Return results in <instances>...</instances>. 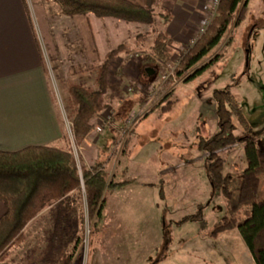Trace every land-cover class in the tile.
Masks as SVG:
<instances>
[{"label": "crops", "instance_id": "0c3cea01", "mask_svg": "<svg viewBox=\"0 0 264 264\" xmlns=\"http://www.w3.org/2000/svg\"><path fill=\"white\" fill-rule=\"evenodd\" d=\"M130 1L140 6L146 2ZM211 1L158 0L153 11L159 9L160 15L165 12L169 15L165 22L160 17L155 33L162 31L168 35V56L185 52L184 44L197 33ZM250 1L247 0V10ZM114 20L117 19L93 15L68 17L60 13L56 4L46 0H0V151L16 152L32 146L67 148V143L61 139L64 125L53 101L47 73H71L76 69L82 74L99 65L126 38L127 27L112 22ZM153 37L148 38L152 41ZM144 72L150 75L146 69ZM149 80L145 85H138L140 99L134 98L140 100L138 106L148 101L142 88L149 85ZM104 100L106 108L92 121L91 132L76 148L77 155L87 168L102 163L108 182L130 183L107 194L98 226L102 221L105 232H118V239L124 245L128 234L133 232L147 241L153 240L158 249L162 246L165 221H179L195 214L199 205H205L202 220L172 225L169 257L162 263L173 260L172 253L178 247L176 233L190 230L193 236L211 237L215 246L227 247L230 260L225 263L212 253L210 261L204 253H199L207 263L255 264L237 229L210 235L225 212L221 200L217 202L222 194L212 195L205 173L207 154L197 147L201 135L208 138L205 130L201 131L199 126L177 131L166 129L157 136L171 137L170 142L163 139L153 146L152 139H142L144 144L130 150L126 148L127 142L134 136L141 140L146 132L135 135L131 131L122 137V126L116 125L114 119L119 118L124 124L126 113H120V106L127 100L119 97L110 85ZM109 109L113 112L112 119L103 121V131L96 133L94 128L100 123L99 116ZM214 128L212 135L218 130ZM106 136V151H101L99 143ZM148 147L151 150L146 152ZM174 203H177L175 208ZM5 211L0 203V218ZM75 261L77 259H73L72 264Z\"/></svg>", "mask_w": 264, "mask_h": 264}, {"label": "trees", "instance_id": "16d2710c", "mask_svg": "<svg viewBox=\"0 0 264 264\" xmlns=\"http://www.w3.org/2000/svg\"><path fill=\"white\" fill-rule=\"evenodd\" d=\"M57 5L62 15L74 17L93 15L97 18H112L127 23L152 25L153 8L158 0H145L140 6L130 0H46ZM240 6V0H220L216 16L196 42L179 56L174 75L183 83L212 67L220 56L214 57L208 64L193 69L220 42L226 30L241 24L248 12L247 0ZM239 10V11H238ZM239 12L237 17L234 14ZM168 12L160 15L167 21ZM154 37L147 52L137 58V64L159 70L169 62L168 45L170 40L165 32L153 33ZM150 35L139 34L134 45L143 47ZM134 49L120 44L111 50L103 61L86 71L94 73L93 87L84 83H67V98L64 110L71 123V134L75 148L86 139L92 130V121L104 111V95L109 87V74L114 60L121 54L130 55ZM193 69V70H192ZM48 74V73H47ZM243 74V72H242ZM153 79H150L152 81ZM235 80V79H234ZM136 81L134 91L137 93ZM240 85V80L227 84L223 89L214 90L215 114L218 130L210 138L199 137L197 147L208 153L205 173L211 185L212 195L220 192L226 201V215L213 227L210 235L237 229L248 248L255 264H264V149L256 144V135L246 120L241 106L232 89ZM139 91V90H138ZM171 93L162 98L156 107L170 108L168 100ZM53 101L54 95L52 94ZM144 103V102H143ZM141 103V104H143ZM236 121V122H235ZM242 130L241 136H235L237 125ZM62 141L67 148L53 146H32L16 152L0 151V203L6 211L0 218V264L10 258L12 249L26 240L25 228L46 208L55 203L69 200L75 193L78 198H85L87 221L90 228L88 243L96 230L101 211L108 193L126 186L128 181L108 182V174L102 163L87 168L78 163L70 146L68 133L63 130ZM236 143L243 144L246 167L242 171L237 186V177L232 174L222 175L225 161L220 152ZM235 192L237 202L234 204ZM205 205H199L195 214L183 217L176 222H164L161 254L167 253L172 241V225L180 226L187 222L202 220ZM79 223L83 226L85 218ZM72 253H63L56 264H72Z\"/></svg>", "mask_w": 264, "mask_h": 264}, {"label": "rangeland", "instance_id": "374dc122", "mask_svg": "<svg viewBox=\"0 0 264 264\" xmlns=\"http://www.w3.org/2000/svg\"><path fill=\"white\" fill-rule=\"evenodd\" d=\"M245 1L240 0L239 8ZM248 12L250 15H248ZM248 12L240 25H231L226 30L215 48L193 69L201 68L214 57L220 56L214 65L186 83H183L182 79L175 78L174 75L180 55L170 53L169 62L162 65L159 70L147 66L140 67L137 64V58L142 52L148 51L151 40L148 38L143 47L134 49L136 48L134 39L137 34L153 35L155 33L159 27L160 14L162 13L159 9L154 12V23L152 25L128 24L120 20L112 21L124 24L127 27L126 38L122 44L134 49L130 55L121 54L117 57L109 74V85L116 90V94L119 93V97L127 100L124 106H120V113H126L124 116L126 118L130 113H140L147 110L132 130L135 135H143L142 133L146 132V136L141 137V140H139V137L134 136L127 142L126 148L131 150L137 145L144 144L142 139L148 141L152 139L151 145L153 146L156 141H162L163 139L170 142L171 137L157 136L158 132L166 129L177 131L199 126V129L201 131L205 130V135L210 138L212 130H215L214 127L218 129L213 92L214 90L223 89L227 84L239 79L240 85L235 86L232 93L238 100L246 120L256 135L257 146L264 149V0H251ZM238 14L239 12H236L234 17H237ZM188 42L184 44L183 50L185 51L188 49L186 47ZM145 69H152L154 72L152 71L148 75L145 74ZM72 71L71 73L53 71L48 73L50 91L54 95L56 110L64 125L63 130L68 133L70 146L73 138L72 134L69 135L68 126L70 122L64 110V103L67 98V83L69 81L81 82L93 87L94 81V73L92 72L78 74L76 69ZM169 72H172L171 77L161 79L162 75H168ZM148 78L153 79L149 82V85L155 84L158 91L155 93L154 98L145 101V104H140L143 106L141 108L142 106H138L140 90L138 89L139 91L137 90V93H135L133 89L136 81L145 85ZM149 85L142 88L144 91L142 94L146 98H148ZM127 88H131V92ZM168 93H171L168 98L171 102L170 108L163 110L157 107L149 112ZM135 96L138 99H134ZM108 115L112 119V109L107 110L99 118ZM114 123L118 126L124 125L119 118L114 119ZM235 124L237 125V123ZM211 126L213 129H211ZM241 132L242 130L237 125L234 132L235 136L240 137ZM201 137L203 136L201 135ZM107 140V136L101 138L99 143L101 151H106ZM75 150L77 152L76 148ZM150 150L151 148L148 147L146 152ZM206 154L208 158V153ZM74 156L78 163L77 153H74ZM220 157L225 161L222 175H235L238 186L242 171L246 167L243 144L236 143L225 148L220 152ZM263 190L264 184L261 186L260 193ZM220 200L223 212H225L224 215H226V201L223 196L217 202H220ZM236 202L237 192H235L232 200V203L235 204ZM176 206L177 203H174L172 207L175 208ZM82 217L85 218L83 226L79 223ZM94 222L95 220L92 223ZM92 223L89 226L87 221L85 198H78L74 193L69 200L54 204L46 209L40 218L29 224L25 229L26 240L24 243L11 250L10 258L1 264H56L63 253H72L74 259H77L74 264H210L199 253H204L207 259H213L212 253L216 258H221L223 263L230 260L227 247L215 246L211 237L193 236L190 230H182L176 233L178 247L172 253L174 261L171 259L169 262L163 263L162 261H166L169 254L164 252L161 254V248L156 249L153 240L147 241L138 233L132 232L128 234L129 239L124 245L118 239L120 236L118 232L108 231L109 233H107L104 231L102 221L92 233L89 244L88 237ZM111 237L114 239H111ZM188 253L190 254L188 255ZM208 261L210 260L208 259Z\"/></svg>", "mask_w": 264, "mask_h": 264}, {"label": "built area", "instance_id": "2783aa9c", "mask_svg": "<svg viewBox=\"0 0 264 264\" xmlns=\"http://www.w3.org/2000/svg\"><path fill=\"white\" fill-rule=\"evenodd\" d=\"M220 0H212L210 2L209 8L206 11V14L204 15L203 19L201 20L199 27L197 29V33L196 35L189 40L188 44H187V48H190L191 46H193V44L196 42V40L205 33L206 29L211 25L212 20L214 19L215 15H216V10L218 7ZM168 71V70H167ZM172 76V72L168 75H162L161 79H165L166 77H171ZM149 92H148V101L149 99L154 98L155 93L158 91L155 84H150L149 85ZM128 91L131 92V88H127ZM147 110L143 111V112H138V113H130L128 116H126L125 121H124V125L122 126L120 133L122 135V137L127 136L128 134H130V132L133 130L134 126L136 125V123L146 114ZM111 119V116H106V117H102L100 120V123L95 126L94 130L96 133H101L103 131V121H108ZM71 123H69L68 126V130H69V135L71 136ZM73 151L75 149L73 142L71 144ZM74 153H77L76 150L74 151Z\"/></svg>", "mask_w": 264, "mask_h": 264}, {"label": "water", "instance_id": "95a60500", "mask_svg": "<svg viewBox=\"0 0 264 264\" xmlns=\"http://www.w3.org/2000/svg\"><path fill=\"white\" fill-rule=\"evenodd\" d=\"M147 71H148L149 73H151V72H152V70H151V69H148ZM153 72H154V71H153Z\"/></svg>", "mask_w": 264, "mask_h": 264}]
</instances>
